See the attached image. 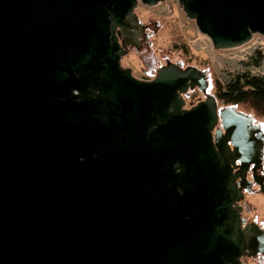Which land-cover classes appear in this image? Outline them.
<instances>
[{
  "label": "water",
  "instance_id": "1",
  "mask_svg": "<svg viewBox=\"0 0 264 264\" xmlns=\"http://www.w3.org/2000/svg\"><path fill=\"white\" fill-rule=\"evenodd\" d=\"M161 1L0 0V264L264 254L237 205L263 159L252 116H218L212 96L185 108L188 86L203 88L194 67L143 81L121 66L141 35L134 9ZM178 4L217 49L264 39V0Z\"/></svg>",
  "mask_w": 264,
  "mask_h": 264
},
{
  "label": "rangeland",
  "instance_id": "2",
  "mask_svg": "<svg viewBox=\"0 0 264 264\" xmlns=\"http://www.w3.org/2000/svg\"><path fill=\"white\" fill-rule=\"evenodd\" d=\"M143 22H157V30L152 33L149 50L139 53L132 50L128 54V64L137 76L149 70L156 63L166 58L174 63L181 61L182 65L191 64L206 68L209 73L210 90L217 84L226 87L235 78L249 74L261 76L264 74V39L255 34L248 43L229 49L215 48L210 39L202 34L194 20L186 17L178 0H164L154 6L139 3L136 10ZM213 89V90H214ZM199 95L193 93L187 104L196 101ZM240 110L252 116L255 121L264 125V117L245 104H237ZM250 203V215L260 216L264 212V199L255 193H247ZM248 264H263L257 259H248Z\"/></svg>",
  "mask_w": 264,
  "mask_h": 264
},
{
  "label": "flooded vegetation",
  "instance_id": "3",
  "mask_svg": "<svg viewBox=\"0 0 264 264\" xmlns=\"http://www.w3.org/2000/svg\"><path fill=\"white\" fill-rule=\"evenodd\" d=\"M139 3L137 5V7L134 9L135 14L137 15L138 19L140 20L141 26V35L136 39L137 41H139L137 43V45H128L126 48V52L121 56L120 59V63L121 66L124 68H129L132 75L140 80L143 81H149L155 78L157 71L159 69H161L162 67H165L169 64L172 65H176L179 69L184 70L187 69L188 67H194L198 70V73L200 75V77L204 80L203 82V88H201L198 85H194V86H188V88L181 94L182 98L185 101V108H189L192 105L198 103L199 101H203L206 98L212 96L215 98V103H216V107H217V111H218V116H219V112L220 110L227 106V105H231V104H226L224 101H222L221 99L218 98L217 93L214 89V87L212 88V90H210V84H209V73L208 70L206 68H201L195 65H191V64H186V65H182L181 62H175L173 60H168L167 58L161 62V63H156L154 66H152L149 70H145L141 76H137L132 67L128 64L129 58H128V54L130 51L132 50H136L139 53L146 51L151 43V39H152V33L157 30V22L154 21H147V22H143L140 19V15L138 14V12L136 11L138 9ZM138 48H137V47ZM214 89V90H213ZM195 93L197 95H199V97L196 99L195 102L191 103V104H187V100L192 96V94ZM236 107V105H235ZM236 109L238 111L243 112L242 110H240L238 107H236ZM252 123L254 125H258V129L256 131V133L253 135V139L256 140V142H259L258 139H256V134L260 133V137H261V143L263 146V159L262 162L256 167L255 171H252L253 168V164H250L246 174H245V180L246 182H250V190H243V194L244 197L240 200L237 201V205L240 207V217L244 220L242 226H244L245 224H249V223H254L259 229L264 230V212L263 214H261L260 216H254L252 214V216L250 215V211H249V205L250 203L248 202V200L246 199V194L247 193H255L258 194L260 196L263 197L264 199V125L261 121H255L254 118H252ZM220 125V117H218V126ZM239 162L235 161V165L238 166ZM236 170V168L234 169V171ZM241 180V176H239L236 179V183L239 182ZM248 259H257L260 263L263 262L264 264V254H258L256 256H245L242 258V263L243 264H248L247 260Z\"/></svg>",
  "mask_w": 264,
  "mask_h": 264
},
{
  "label": "trees",
  "instance_id": "4",
  "mask_svg": "<svg viewBox=\"0 0 264 264\" xmlns=\"http://www.w3.org/2000/svg\"><path fill=\"white\" fill-rule=\"evenodd\" d=\"M217 96L226 104H245L264 117V75H241L226 87L217 84Z\"/></svg>",
  "mask_w": 264,
  "mask_h": 264
},
{
  "label": "built area",
  "instance_id": "5",
  "mask_svg": "<svg viewBox=\"0 0 264 264\" xmlns=\"http://www.w3.org/2000/svg\"><path fill=\"white\" fill-rule=\"evenodd\" d=\"M252 39H253V38H252ZM252 39H251V40H252ZM263 75H264V74H263Z\"/></svg>",
  "mask_w": 264,
  "mask_h": 264
}]
</instances>
